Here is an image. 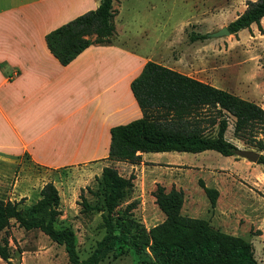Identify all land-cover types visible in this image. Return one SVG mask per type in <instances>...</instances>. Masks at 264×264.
<instances>
[{"label": "crops", "instance_id": "0c3cea01", "mask_svg": "<svg viewBox=\"0 0 264 264\" xmlns=\"http://www.w3.org/2000/svg\"><path fill=\"white\" fill-rule=\"evenodd\" d=\"M99 2L0 0V181L6 184L10 179L15 190L9 197L11 200L25 196L31 201L28 204H32L40 197L42 185L50 180L39 184L37 167L56 171L65 166H90L101 170L104 165L113 164L123 167L124 175L136 173V179L144 181L142 186L149 187L153 201L152 190L158 182L166 189L172 185L182 188L185 201L190 195L184 182L172 176L168 182L153 177L149 185L152 174L145 172L144 167L148 166L147 161L153 165L188 162L149 157L148 151L141 153L138 163L108 158L111 127L143 115L131 81L151 59L264 107V64L258 62L261 55L258 48L264 47L257 44V49L247 47L264 38V33L252 22L234 33L233 39H225L227 46L217 45L213 50L216 58L207 55L210 49L206 48L210 46L201 43L186 45L166 60L160 48L146 54L126 44L116 29L110 42L91 43L71 61L61 63L50 51L45 34L95 8ZM260 25L264 30V16ZM165 42L173 46L177 39L170 34ZM255 89L260 92L257 97L250 93ZM228 156L232 158L231 165L203 169L211 180L204 179L205 184L219 191L212 206L219 218L216 222L212 217L205 218L228 233L240 235L243 229L248 235H257L264 252V166L237 154ZM199 190L206 195L201 186ZM136 194L134 198H140L141 193ZM205 200L210 202L208 197ZM157 208L161 221L165 213L158 205ZM240 214L246 215L243 228L240 218H236ZM33 229L41 231L35 227L25 230ZM251 229L257 233L249 234Z\"/></svg>", "mask_w": 264, "mask_h": 264}, {"label": "trees", "instance_id": "16d2710c", "mask_svg": "<svg viewBox=\"0 0 264 264\" xmlns=\"http://www.w3.org/2000/svg\"><path fill=\"white\" fill-rule=\"evenodd\" d=\"M113 0H100L86 10L45 34L50 51L63 64L71 61L91 43L110 42L116 33ZM264 16V0H246L243 11L227 23L231 33L257 23ZM207 32L189 34V39H203ZM131 89L142 109L141 117L111 127L108 158L138 163L143 151H202L215 149L224 155L237 154V145L225 136L226 114L233 116L234 135L260 152L257 162L264 166V107L230 90L182 73L155 60H147L131 81ZM214 133L206 131L215 125ZM135 173L122 174L113 164L104 165L96 175V196L91 203L80 193L82 210L101 211L104 233L94 248L81 258L72 228L57 227L62 213L60 194L51 180L40 188V197L27 210L19 200L0 196V257L10 259L9 227L11 220L25 229L38 228L62 244L71 264H98L119 241L136 253L149 252L153 264H257L251 241L214 226L205 217L181 212L184 191L172 185L169 189L157 183L152 190L155 202L165 218L147 227L136 220L132 209L136 198L118 211L117 207L134 186ZM211 206H215L218 189L199 178ZM89 188V187H88Z\"/></svg>", "mask_w": 264, "mask_h": 264}, {"label": "rangeland", "instance_id": "374dc122", "mask_svg": "<svg viewBox=\"0 0 264 264\" xmlns=\"http://www.w3.org/2000/svg\"><path fill=\"white\" fill-rule=\"evenodd\" d=\"M113 5L117 9L114 21L121 39L126 44L146 54H153L154 51L160 48L161 55L168 60L186 45L196 46V44L200 45L201 43L209 45L210 48H206L210 49L207 55L215 57L216 54L213 52L216 46L219 45L221 48L223 45L227 46L228 42L225 39H233L234 33L219 37L208 36L192 41L189 39V34L191 32L205 33L227 25L230 20L244 10L246 0H113ZM260 32L264 33V30ZM170 34L177 39L176 45L169 46L165 42V37ZM256 44L264 47V38L260 39L259 42L252 41L251 45H247V47L257 49ZM258 50L261 52V55L258 56V62L264 64V49L260 47ZM250 93L253 97L260 95L257 89ZM226 116L228 119V126L225 131L226 138L239 148L254 149L248 147L242 139L234 135V118L228 113ZM216 127V124L208 125L206 131L214 133ZM146 155L159 157L162 160L173 159L188 162L189 164L183 165L175 162H161L160 165H153L147 161L149 164L144 167V170L152 174L149 185L152 183L153 177L160 178L164 182H168L170 176L177 178L181 183L184 182L190 195L183 203L184 211L189 212V215L193 213L200 217H212L215 222L217 221L219 216L210 202L205 200L207 196L199 190L198 180L199 178L208 179V174L203 169L231 165L232 158L230 156L224 155L215 149L197 152L148 151ZM237 156L243 157L238 154ZM37 168L35 170L38 173V183L50 179L55 183L60 194L62 213L58 215L56 226H67L74 230L79 255L81 258L86 257L94 248L97 240L102 237L104 228L101 225V211L96 209L82 210L80 193L85 195L91 203L96 202V196L89 189L95 190L97 188L96 175L100 174L101 170L94 167L90 168V166H65L56 169V171L45 167ZM118 170L122 174L126 172L123 167H119ZM139 171L137 170V172ZM10 174H12L11 176L14 175L13 173ZM136 176L134 178L135 187L133 186L126 199L122 201L117 209L120 211L128 201L134 199V196L137 195L136 191L138 194L141 193L140 198H136L138 202L132 209V216L150 227L160 221V217L157 215L159 210L157 205L154 204L155 201H153L152 196L148 193L149 187L144 188L142 186L144 181L142 179L138 181ZM13 192L15 190L12 188V183L10 184V179L6 184L0 181V196L10 199L9 197L14 195ZM33 199L34 196H31V200ZM19 201L21 202L20 206L26 210L31 205L28 204L31 201L27 200L25 196L20 197ZM184 211L182 212L185 213ZM238 217L240 218V226L243 228L246 215L240 214V216H236V218ZM8 231L10 232V259L13 264H71L64 246L52 241L47 234L37 229L25 230L13 219ZM240 231L243 232L240 235L253 243L258 264H263L264 252L261 251L259 237L248 235V232L243 229ZM255 233H257V230L253 231L251 229L249 231V234ZM4 234L5 231L1 230L0 237ZM115 252L117 254L110 252L98 264H153L149 252L136 253L128 244L122 241L117 243ZM0 264H6V261L1 257Z\"/></svg>", "mask_w": 264, "mask_h": 264}, {"label": "water", "instance_id": "95a60500", "mask_svg": "<svg viewBox=\"0 0 264 264\" xmlns=\"http://www.w3.org/2000/svg\"><path fill=\"white\" fill-rule=\"evenodd\" d=\"M229 33L231 32L227 25H223L213 31L207 32L208 36H213V37L224 36ZM236 153L254 162H257L258 156L260 154V152L256 149L239 148V147H237Z\"/></svg>", "mask_w": 264, "mask_h": 264}]
</instances>
